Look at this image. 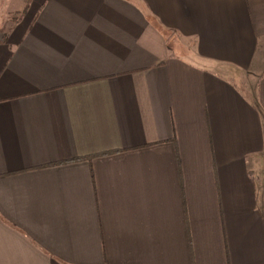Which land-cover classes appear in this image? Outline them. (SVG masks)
<instances>
[{
    "label": "crops",
    "instance_id": "0c3cea01",
    "mask_svg": "<svg viewBox=\"0 0 264 264\" xmlns=\"http://www.w3.org/2000/svg\"><path fill=\"white\" fill-rule=\"evenodd\" d=\"M0 264H264V0H0Z\"/></svg>",
    "mask_w": 264,
    "mask_h": 264
}]
</instances>
